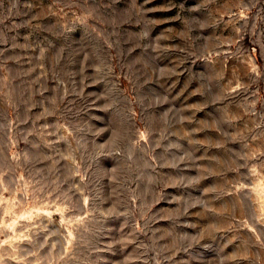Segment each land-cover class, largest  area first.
Here are the masks:
<instances>
[{"label":"rangeland","instance_id":"obj_1","mask_svg":"<svg viewBox=\"0 0 264 264\" xmlns=\"http://www.w3.org/2000/svg\"><path fill=\"white\" fill-rule=\"evenodd\" d=\"M0 264H264V0H0Z\"/></svg>","mask_w":264,"mask_h":264}]
</instances>
